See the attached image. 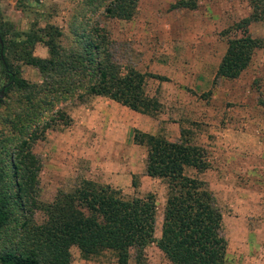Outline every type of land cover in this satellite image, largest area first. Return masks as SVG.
Listing matches in <instances>:
<instances>
[{
    "label": "rangeland",
    "instance_id": "374dc122",
    "mask_svg": "<svg viewBox=\"0 0 264 264\" xmlns=\"http://www.w3.org/2000/svg\"><path fill=\"white\" fill-rule=\"evenodd\" d=\"M112 1L0 0V53L30 85L12 87L1 98L0 160L32 129L30 152L40 166L35 203H51L82 180L108 185L126 198L151 193L159 239L166 184L146 175L147 149L134 144V131L178 142L183 130L191 145L206 151V171L185 173L205 181L222 210L226 264H264V0H138L130 20L106 16ZM50 27L62 33L56 40L62 54L81 53L84 35L97 28L122 73L133 69L162 77H147L144 85L146 95L161 103L158 114L142 115L101 96L80 98V88L67 93L64 84L76 83L80 74L61 72L58 83L46 82L15 49L26 35L45 39ZM246 36L260 45L248 67L234 80L216 77L228 42ZM31 53L50 57L44 42L35 43ZM0 72L2 90L8 79ZM231 157L237 158L232 168L226 166ZM250 162L258 168L248 175ZM27 208L30 225L41 224L39 206ZM12 233H2L0 250ZM70 254L71 264H115L109 252L84 259L71 247ZM133 254L128 264H135ZM144 254L149 264H170L156 242Z\"/></svg>",
    "mask_w": 264,
    "mask_h": 264
},
{
    "label": "trees",
    "instance_id": "16d2710c",
    "mask_svg": "<svg viewBox=\"0 0 264 264\" xmlns=\"http://www.w3.org/2000/svg\"><path fill=\"white\" fill-rule=\"evenodd\" d=\"M137 2L113 0L105 14L130 20ZM14 34L21 37L19 32ZM4 35L0 33V40ZM44 36L42 40L38 35H26L18 41L15 52L26 64L39 69L46 82L58 83L56 77L62 73L72 75L71 78L80 74L76 83L70 79L64 84L67 93L80 88V98L105 97L149 117L160 111L161 103L146 95L144 85L147 77H162L133 69L122 73L112 61L108 39L99 29L84 35L81 53H60L56 40L62 33L57 28L50 27ZM38 42H44L49 58L32 55L31 50ZM259 46L256 39L248 36L229 41L216 77L237 79ZM3 56L4 52L0 53V68L8 79L3 87L4 96L12 87H30ZM43 103L47 106L49 102ZM34 136L30 129L17 139L12 150H4L0 160V238L2 233L13 231L10 244L0 250V264H71V247H77L84 259L109 252L115 264H128L134 253L135 264H149L144 249L154 242L170 264H226L222 210L209 185L185 173L187 169L196 173L206 171V151L191 145L183 130L178 142L163 135L134 131V144L147 149L146 175L166 184L159 239L155 238L157 209L155 195L151 193L126 198L108 185L82 180L72 191L58 193L51 203H35L32 194L40 166L30 152ZM30 205L39 206L42 211L45 219L41 224L30 225L31 210L27 208Z\"/></svg>",
    "mask_w": 264,
    "mask_h": 264
},
{
    "label": "crops",
    "instance_id": "0c3cea01",
    "mask_svg": "<svg viewBox=\"0 0 264 264\" xmlns=\"http://www.w3.org/2000/svg\"><path fill=\"white\" fill-rule=\"evenodd\" d=\"M223 156H224L225 160L228 161L229 157L227 155H225V154ZM231 160H235L236 161L237 158L236 157H231V159L229 160V162H227L226 166H230V168L233 167V165L231 164V162H232ZM256 168H258V166L257 165H254V164H252V162H250V164L248 166H246V168H244V171H246L248 173V175H249L250 173H253V169H256ZM254 171H256V170H254ZM225 180H227V178ZM223 184L227 188V185H228L227 182L224 181V183L222 182V185ZM225 195H227V192H225Z\"/></svg>",
    "mask_w": 264,
    "mask_h": 264
},
{
    "label": "water",
    "instance_id": "95a60500",
    "mask_svg": "<svg viewBox=\"0 0 264 264\" xmlns=\"http://www.w3.org/2000/svg\"><path fill=\"white\" fill-rule=\"evenodd\" d=\"M3 94H4V88L0 92V99L3 97Z\"/></svg>",
    "mask_w": 264,
    "mask_h": 264
}]
</instances>
